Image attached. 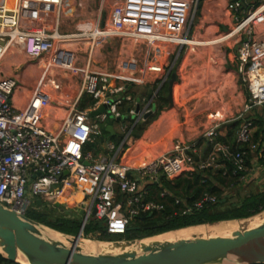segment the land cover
<instances>
[{
    "label": "built area",
    "instance_id": "1",
    "mask_svg": "<svg viewBox=\"0 0 264 264\" xmlns=\"http://www.w3.org/2000/svg\"><path fill=\"white\" fill-rule=\"evenodd\" d=\"M68 3L73 4L70 0H0L3 206L24 215L31 205L39 207L38 199L41 204L78 207L84 211L85 223L94 217L103 220L109 234H122L137 217L163 209V203L154 199L156 194L160 199L170 195L161 188L162 179L214 168L226 174V163L240 182L255 174L261 166L257 158L261 140L253 141L254 123L243 113L237 117L242 122L235 143L247 144L255 162L248 164L245 151L218 139L221 123L202 139H177L149 160H128L133 130L151 111V101L130 96L126 87L147 84L151 71H162L161 66L146 60L140 70L128 64L124 74L93 67L98 45L110 38L121 44L125 39L174 44L180 51L190 39L193 0H114L105 18H79L75 30L66 33L59 27L69 15ZM263 6L264 0H229L226 10L239 22L235 33L241 32L236 59L249 94L244 110L259 106L264 115V29L259 34L256 29L264 9L256 12ZM82 42L87 43L83 50ZM82 54L85 61L78 65ZM170 71L171 67L160 77L154 95L168 82ZM72 72L76 80L64 81V75ZM72 82L77 83L75 92L67 88ZM85 95L94 102L80 108ZM103 106L104 111L98 112ZM55 108L66 109L60 124L52 128L48 121ZM108 125L117 142L105 138ZM201 142L209 147L206 155ZM150 184L159 186L155 195ZM215 201L216 196L206 192L181 212L191 213Z\"/></svg>",
    "mask_w": 264,
    "mask_h": 264
},
{
    "label": "rangeland",
    "instance_id": "2",
    "mask_svg": "<svg viewBox=\"0 0 264 264\" xmlns=\"http://www.w3.org/2000/svg\"><path fill=\"white\" fill-rule=\"evenodd\" d=\"M113 1L76 0L77 3H82L84 8L76 4L75 9L81 10L84 18L90 17V15H100L103 19L106 17L107 11L110 10ZM193 1L190 39L188 44L184 45L180 51L174 44L157 43L149 45L147 42L133 41L131 39H125L121 44L120 40L119 42H113V38L108 39L103 45H98L97 47L96 60L93 63V67L99 71L124 74L127 73L126 66L128 64L135 65V68L137 67V70H140L146 60H151L149 64L155 62L161 66L162 71H151L149 75L151 76L149 77L151 79L150 82L131 89L132 97H145L146 102L148 100L151 101L152 113L150 115H148L149 112L146 114V118L148 116L151 118L145 122L143 128H140V126L144 123V120H140L137 130L132 135L133 139H137L136 142H132V145L135 144V146L140 147L138 151L147 158L146 160L168 150L177 139H202L203 134L214 124L221 123L225 119L232 118L236 114L243 112L245 104L248 103L249 94L247 95L245 84L239 83L241 68L236 59L239 34L241 32L235 33L230 38L221 39L224 34L239 23L226 10L228 0ZM75 9L73 8V11ZM256 23L258 24L257 32H261L264 29V15ZM75 25V22L66 18L59 28L60 31L69 32L75 30ZM191 39L197 40V42L191 41ZM212 39L220 40L209 44H199L198 42V40L210 41ZM80 45L79 48L81 47L83 50L86 48L87 43L82 42ZM84 61V55L82 54L78 65H81ZM170 67L169 78L172 73H175L176 76L173 101L174 111L170 115H165V113L170 111L169 102H166L167 98H163L168 95L167 87L164 86L163 89L161 87L156 95H154V92L158 89L160 77ZM6 73H10V71H6ZM72 73L64 75V81H70V79L75 81L76 75L74 72ZM121 81L120 83H122ZM118 82L114 81L115 84H119ZM76 86L77 83L72 82L67 88L74 92ZM64 90L66 91V88ZM240 92L244 94L245 98H237V93ZM149 96H152V98H149ZM93 102L94 99L91 96L85 95L81 99L79 107H88ZM102 111H104V108H99L98 112ZM59 112L65 114L63 110L59 109ZM218 112L222 114L221 117H218V115L215 117ZM213 113L214 117L211 116ZM244 114L249 113L245 112ZM141 131H143V135L141 133L142 136L140 135L139 138H136L135 134H139ZM105 138L109 139L111 137L106 134ZM111 139L115 142L118 141L117 136ZM251 156L253 158L256 155L253 153ZM262 189H264V172L257 170L250 179L225 189L226 204L237 202L243 196ZM44 207L49 209L52 205L44 203L40 204L39 207H36L35 204L31 205L28 207L26 214L31 215L35 210H42ZM263 219L264 210L254 216L237 219L235 222H230L231 224L226 223L229 224L228 226L216 224L213 227L207 225L210 227L205 231L199 232L196 236L209 237L221 232L231 234L237 229L245 230L252 225L260 224ZM127 235L126 232L113 234V236H121L119 240H129ZM154 236L156 235L133 239L140 240L153 238ZM80 237L81 240L89 242L109 241L98 239L97 233L86 236L82 233ZM114 240L112 239L109 242Z\"/></svg>",
    "mask_w": 264,
    "mask_h": 264
},
{
    "label": "water",
    "instance_id": "3",
    "mask_svg": "<svg viewBox=\"0 0 264 264\" xmlns=\"http://www.w3.org/2000/svg\"><path fill=\"white\" fill-rule=\"evenodd\" d=\"M167 83L166 98L172 106L175 73L170 75ZM151 113L152 111L148 115ZM106 130L114 134L111 125L106 126ZM36 204L40 205L41 201L36 200ZM92 214H95V209ZM84 224L85 217L77 234H66L72 237V244L67 246L43 237L38 229L40 226L50 227L0 203V253L16 262H19L18 254L22 253L29 264H264V219L257 226L237 229L230 236H196L154 244L142 243L141 252L122 250L117 253L83 252L77 241L81 239ZM141 240L143 239L111 242L123 248V243L131 245Z\"/></svg>",
    "mask_w": 264,
    "mask_h": 264
},
{
    "label": "trees",
    "instance_id": "4",
    "mask_svg": "<svg viewBox=\"0 0 264 264\" xmlns=\"http://www.w3.org/2000/svg\"><path fill=\"white\" fill-rule=\"evenodd\" d=\"M167 87V84L163 85ZM162 88V89H163ZM256 131L253 133V141L260 142L259 150L261 153L257 155L258 161L264 165V118L258 115L255 119ZM240 126V121L233 124L232 130L226 137H218L223 142H229L234 147L246 152L247 163H251L253 150L249 149L247 144H236V131ZM136 136L138 134H135ZM232 166L226 163L225 169L227 173L223 174L222 170L212 173L210 169L193 172L189 176H179L171 180L162 179L160 181L161 188L166 189L170 195L164 199H160L156 191L159 186L155 184L148 185L151 194H156L155 200L163 203V209L159 212L147 213L137 217L129 225V229L125 232L128 239L143 238L167 231L200 224H213L221 221L245 219L254 216L264 210V189L253 191L243 196L237 202L226 204L227 197L224 195L225 189L239 184L237 175L231 173ZM210 193L216 196V201L206 204L203 208L195 210L191 213L182 214L185 204H191L204 193ZM175 198H180L179 203L175 202ZM78 209V210H77ZM65 208L60 204H54L49 209L35 210L27 217L40 222L52 229L69 235H75L79 231L84 211L81 208ZM57 213V214H54ZM54 215V216H52ZM83 235L97 233L100 240H119L121 236H113L105 229L103 220L94 217L89 218L83 226ZM0 264H21L16 261L8 260L0 253Z\"/></svg>",
    "mask_w": 264,
    "mask_h": 264
},
{
    "label": "bare ground",
    "instance_id": "5",
    "mask_svg": "<svg viewBox=\"0 0 264 264\" xmlns=\"http://www.w3.org/2000/svg\"><path fill=\"white\" fill-rule=\"evenodd\" d=\"M237 30H238V27L237 28H235V27L232 28L229 32L224 34V36L221 37V39L230 38L232 35L235 34V32ZM219 40L220 39H212L210 41L198 40V42L200 44H209V43L217 42ZM236 220L237 219L221 221V222L213 223V224H200V225L187 226V227H183V228H179V229H175V230L164 232L162 234L154 236L153 238L143 239V240L138 241L136 243H133L131 245L123 243L125 246H127V247L123 246V248L122 247H117L112 242H109V241H95V242H91L90 241L89 242V241H86V240L84 241V240H81V239H79L77 241V245L85 253H100V252H102V253H117V252H121L122 250H135L137 252H141V247L140 246H141L142 243L143 244H154V243H158V242L174 241V240H178V239H181V238H192L193 236L195 237L196 235H198L199 232L207 230V228L210 227V226L215 227L216 224H220L222 226H228L229 224H226V223L235 222ZM207 225H210V226H207ZM257 225H259V224L252 225V226H250V228H253V227L257 226ZM38 229L40 230L41 235L43 237H45V238H50L51 240L61 242V243L65 244V245H67V246H70L72 244L71 243L72 242V237L69 236V235L62 234L60 232H57L55 230H52V229L47 228V227H42V226L38 227ZM231 234L228 233V232H221L220 234L213 235V236H230ZM204 237H206V236H204ZM209 237H212V236H209ZM129 246H131V247H129ZM0 251H1V248H0ZM98 251H100V252H98ZM17 260L21 264H29V262L27 261V258L22 253L18 254Z\"/></svg>",
    "mask_w": 264,
    "mask_h": 264
},
{
    "label": "crops",
    "instance_id": "6",
    "mask_svg": "<svg viewBox=\"0 0 264 264\" xmlns=\"http://www.w3.org/2000/svg\"><path fill=\"white\" fill-rule=\"evenodd\" d=\"M71 1V3H73V4H70V3H68L67 4V6H66V12L67 13H69V15L67 16V19L70 21H72V22H75L77 19H81V18H84V15L83 14H81V10H78L77 8L75 9V7H76V4H77V2H76V0H70ZM229 1V0H228ZM73 8L75 9V11H73ZM84 8V7H83ZM262 9H264V6L263 7H261V8H259V10L256 12V14H258ZM90 16H93V15H90ZM72 28V27H71ZM63 32H66V31H63ZM68 32V31H67ZM66 32V33H67ZM69 32H72V31H69ZM259 33H261V32H258V34ZM112 41L113 42H119V39H117V38H113L112 39ZM191 41H195V42H197V40H192L191 39ZM200 44V43H199ZM263 64H262V70L264 71V58H263V62H262ZM240 74V78H239V83L240 84H245L242 80H241V78H242V72H240L239 73ZM151 81V79L150 78H148V81H147V83L148 82H150ZM72 83H70V85H71ZM166 84V83H165ZM146 85V84H145ZM138 86V84H134V85H127V87H126V89H127V94H129L130 96L133 94L132 93V91H131V89H133V88H136ZM141 86H143V85H141ZM163 88V87H162ZM245 88H246V92H247V95H248V89H247V86H246V84H245ZM75 92V91H74ZM167 92H168V83H167ZM74 95L76 94V93H73ZM238 95H237V98H245V96H244V94L242 93V92H240V93H237ZM148 95H150V94H148ZM244 96V97H243ZM248 97H249V95H248ZM137 98V97H136ZM142 98V97H141ZM163 98H166V97H163ZM173 101H174V88H173ZM246 98H247V96H246ZM18 99H20V98H18ZM248 100V99H247ZM166 102H167V100H166ZM247 104V103H246ZM245 104V105H246ZM169 113H165V115H170V114H172L173 113V111H174V102H173V104H172V106L169 104ZM64 109H66V108H64ZM64 109H62L63 111H64V113H65V110ZM258 109V110H257ZM61 110V109H60ZM244 110V109H243ZM245 111V110H244ZM241 112V113H239V114H242V113H249V114H244V116H243V118H245V119H249V120H252L253 121V123H254V133H255V131H256V126H257V124L255 123V119L256 118H258V115L259 116H261V117H263L264 118V115H263V110H262V108L261 107H259V106H255V107H253V108H251V109H249V110H247V111H245V112ZM226 113V112H225ZM225 113H224V115H225ZM239 114H236L234 117H232V118H228V119H225L224 121H222L221 122V124H220V127H219V137H226L229 133H230V130H232V127H233V124L235 123V122H237V121H240V125H241V122H242V120H240V119H237V117H238V115ZM64 114H61V112H59V109L57 108V109H55V110H53L52 112H51V117H52V120H49L48 121V125L50 126V127H52V128H57V126L60 124V122H61V119H62V116H63ZM218 115V117L220 116L221 117V115L222 114H220L219 112L217 113V114H215V117ZM211 116H213L214 117V113L213 114H211ZM223 117V116H222ZM151 117L150 116H148L147 118H145V120H144V123L143 124H141V126H140V128H143L144 126V124H145V122L146 121H148V119H150ZM157 119V118H156ZM155 119V120H156ZM138 125V124H137ZM116 126V125H115ZM137 127L138 126H136L135 128H134V130H133V133L137 130ZM240 127V126H239ZM239 129V128H238ZM145 130V129H144ZM143 130V131H144ZM113 131H114V129H113ZM143 131H141L138 135H137V137L136 138H139L140 137V135H141V133L143 132ZM145 132V131H144ZM237 132V131H236ZM235 132V133H236ZM105 133L106 134H108V136L109 137H111V138H113V137H115L116 135H115V131H114V134L112 135L109 131H107L106 130V127H105ZM133 133H132V135H133ZM105 134V135H106ZM142 135H143V133H142ZM141 135V136H142ZM110 138V139H111ZM187 140H189V139H187ZM133 141H137V139H133V136H132V141L131 142H133ZM135 144L134 145H132V143H131V146H130V149L128 150V152H127V155H126V158L128 159V160H130V161H133V162H136V163H138V162H142V161H146V157L144 156V155H142L138 150H139V148L140 147H138V146H135ZM201 148H202V154L203 155H206V153L209 151V147L207 146V144L205 143V142H201ZM151 159V158H150ZM149 160V159H148ZM251 161L253 162L254 160L253 159H251ZM255 162V161H254ZM259 164H261V163H259ZM257 165V164H256ZM211 171H212V173H214V172H216V171H219V170H222V168H214V169H210ZM258 170H261V171H263L264 172V165H262L261 164V166L259 167V169ZM181 176H187V175H181ZM75 208H78V207H75Z\"/></svg>",
    "mask_w": 264,
    "mask_h": 264
}]
</instances>
